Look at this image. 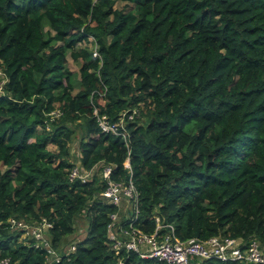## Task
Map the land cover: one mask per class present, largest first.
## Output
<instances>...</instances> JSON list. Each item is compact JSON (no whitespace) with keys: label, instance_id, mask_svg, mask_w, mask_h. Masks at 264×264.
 Wrapping results in <instances>:
<instances>
[{"label":"trees","instance_id":"16d2710c","mask_svg":"<svg viewBox=\"0 0 264 264\" xmlns=\"http://www.w3.org/2000/svg\"><path fill=\"white\" fill-rule=\"evenodd\" d=\"M0 71V261L168 264L111 249L110 215L127 214L104 200L99 174L71 179L77 136L84 168L113 164L127 184L130 158L145 232L158 216L183 241L264 249V0H0ZM95 108L111 122L128 111L123 133L104 132ZM82 217L87 237L67 256ZM11 218L52 223L63 257L50 262Z\"/></svg>","mask_w":264,"mask_h":264},{"label":"built area","instance_id":"2783aa9c","mask_svg":"<svg viewBox=\"0 0 264 264\" xmlns=\"http://www.w3.org/2000/svg\"><path fill=\"white\" fill-rule=\"evenodd\" d=\"M90 39L95 44L93 55L99 57L100 52L97 49L95 37L90 36ZM0 75L4 77V72L0 71ZM5 83L6 80L3 79L0 84V94L4 90ZM127 113L128 111H125L119 121L111 122L107 115L101 114L97 108L94 110V115L102 130L114 135L123 133V131H119L120 128H126ZM135 113L136 110L129 115V118L133 119ZM126 164L131 170V178L127 184L112 178L116 166L106 162H102L91 169L84 168L81 163H78L70 173L71 179L81 178L83 182L92 180L97 174H102L104 176L102 178L108 182L106 189L101 193L102 197L108 204L116 205L119 210L127 214V217H123L119 212L110 215L109 245L117 255H120L122 251H134L141 257L159 259L168 264H201L209 259L264 264V249L261 242L256 238L245 242L240 238L213 236L209 239L195 237L183 241L176 235L175 226L163 224L158 216L156 217L158 225L155 231L153 233L145 232L136 225L141 212L140 194L133 179L130 158L127 159ZM11 222L13 227L23 231L22 236L24 238L34 241L37 247L49 249L51 252L50 262L59 261L63 257V254L50 247L52 223L44 219L40 224L31 225L15 218H11ZM164 229H166V233H162ZM71 248L72 246L65 251L67 256L73 252ZM0 264H10V259H2Z\"/></svg>","mask_w":264,"mask_h":264},{"label":"rangeland","instance_id":"374dc122","mask_svg":"<svg viewBox=\"0 0 264 264\" xmlns=\"http://www.w3.org/2000/svg\"><path fill=\"white\" fill-rule=\"evenodd\" d=\"M125 5H126V2L120 1V2L117 3L116 6L119 7V8H123ZM74 65H76V64L72 60V56L68 55V66H69V68H71V67L75 68ZM75 71L77 73L76 79L77 78L80 79L79 68H78V70H77V68H75ZM78 87L80 89L79 85L77 86V88ZM139 121H141V120H139ZM70 146H71V159H72L73 163H77V164L81 163V160H80V156H81V136L75 137L74 140L71 142ZM48 147L51 150H54V151L57 150V146H55L53 144H50ZM101 175L102 174H99V176L101 178L104 177L103 175L102 176ZM123 214H126V213L123 212ZM172 225H174V224H172ZM88 227H89L88 219H86L85 217L79 218L77 220V226L75 228L74 233L71 234L70 236H68V238H69L68 242H66V244H64V251H67L71 246H72L71 251H76L77 242L79 240H84L87 237ZM50 260H51V258H50Z\"/></svg>","mask_w":264,"mask_h":264},{"label":"crops","instance_id":"0c3cea01","mask_svg":"<svg viewBox=\"0 0 264 264\" xmlns=\"http://www.w3.org/2000/svg\"><path fill=\"white\" fill-rule=\"evenodd\" d=\"M74 67L77 68V70H78V66L74 65ZM75 68L71 67L70 69H71V70L77 75V73H76V71H75ZM76 77H77V76H76ZM77 80H79V79L77 78Z\"/></svg>","mask_w":264,"mask_h":264}]
</instances>
